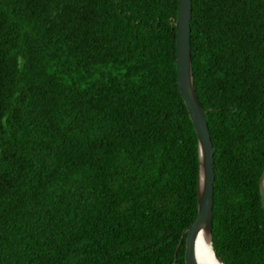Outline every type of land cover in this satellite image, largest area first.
Returning <instances> with one entry per match:
<instances>
[{"label": "trees", "instance_id": "1", "mask_svg": "<svg viewBox=\"0 0 264 264\" xmlns=\"http://www.w3.org/2000/svg\"><path fill=\"white\" fill-rule=\"evenodd\" d=\"M175 14L176 0H0V264H184L198 159ZM189 27L211 245L264 264V0H191Z\"/></svg>", "mask_w": 264, "mask_h": 264}, {"label": "water", "instance_id": "2", "mask_svg": "<svg viewBox=\"0 0 264 264\" xmlns=\"http://www.w3.org/2000/svg\"><path fill=\"white\" fill-rule=\"evenodd\" d=\"M191 0H176V14L173 19L175 29V74L176 86L192 123L197 144V181H196V214L192 222L186 226L182 233L183 262L184 264H200L195 257V240L200 235L207 241L210 253L216 264H224L215 253L211 245L210 227L212 214V182H213V149L210 142L207 124L202 108L198 103L194 91L189 44V19ZM264 168L259 177V190H263ZM181 233V236H182ZM180 239L175 247H178ZM175 262L173 257L172 264Z\"/></svg>", "mask_w": 264, "mask_h": 264}, {"label": "bare ground", "instance_id": "3", "mask_svg": "<svg viewBox=\"0 0 264 264\" xmlns=\"http://www.w3.org/2000/svg\"><path fill=\"white\" fill-rule=\"evenodd\" d=\"M262 182L264 185V177ZM194 247L195 257L200 264H216L210 253L207 241H205L200 235L197 236Z\"/></svg>", "mask_w": 264, "mask_h": 264}, {"label": "rangeland", "instance_id": "4", "mask_svg": "<svg viewBox=\"0 0 264 264\" xmlns=\"http://www.w3.org/2000/svg\"><path fill=\"white\" fill-rule=\"evenodd\" d=\"M263 190H264V187H263ZM262 200H263L262 203H263V206H264V196L263 195H262Z\"/></svg>", "mask_w": 264, "mask_h": 264}]
</instances>
